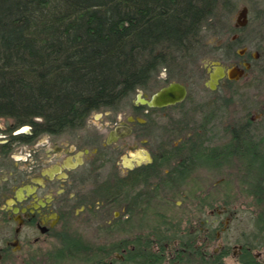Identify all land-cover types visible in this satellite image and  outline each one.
<instances>
[{
    "label": "trees",
    "instance_id": "1",
    "mask_svg": "<svg viewBox=\"0 0 264 264\" xmlns=\"http://www.w3.org/2000/svg\"><path fill=\"white\" fill-rule=\"evenodd\" d=\"M234 8L233 0H0V118L29 127L30 141L78 132L93 114L120 112L126 101L135 111L139 93L172 82L186 85L191 67L203 77L202 61L239 59L238 49L245 48L237 34L242 28L220 19L223 11ZM209 37L219 38L220 45L209 46ZM260 61H253V67ZM260 71L264 74L263 68ZM225 89L226 97L181 117L173 112L185 103L161 110L168 118L162 125L152 117L158 110H150L143 137L149 140L154 163L114 184L108 180L105 195L110 201L117 199L116 188L144 186L127 204L130 215L135 214L133 205L138 211L139 264H163L162 256L152 254L154 248L178 250L171 264H225L231 247L217 255L206 248L223 227L213 229L216 220L210 225L203 221L209 228L206 242L200 243L199 230L183 227L184 216H173L172 211L176 201L200 193L202 215L218 202L220 208H230L234 198L225 176L238 166L241 192L258 210L252 230L240 243L239 262L263 264L254 253L264 250L263 141L246 116L224 128V143H214L215 121L235 105L239 85L228 82ZM201 172L220 177V197L199 187L194 176ZM116 229L115 223L108 235Z\"/></svg>",
    "mask_w": 264,
    "mask_h": 264
},
{
    "label": "flooded vegetation",
    "instance_id": "2",
    "mask_svg": "<svg viewBox=\"0 0 264 264\" xmlns=\"http://www.w3.org/2000/svg\"><path fill=\"white\" fill-rule=\"evenodd\" d=\"M237 39L235 35L233 41ZM256 53L258 58L248 50L243 56L238 54L239 59L227 67H244L249 63L252 69V62L262 59L261 53ZM248 72L238 81L222 80L218 88H225L228 82L239 85ZM133 108L135 111L131 110L126 121L132 128L130 135L145 145L149 153L137 152L126 157V166L122 165L121 170L117 161H123L124 147H113L124 134L125 126L119 121L108 136L91 131L87 123L78 132L30 141L27 137L31 132L26 127L0 121V264H139L140 251L135 247L141 236L138 211L133 205L135 214L130 215L127 204L144 186L126 188L128 191L116 188V200L110 201L105 195L109 181L114 184L127 179L138 169L154 163L149 140L143 137V132L150 110H158L152 115L158 122L156 116L163 109L143 106L139 96L133 101ZM110 165H116L118 170L107 175L106 168ZM154 189L153 186L151 190ZM178 202L181 201L175 205ZM115 223L116 233L109 236L108 230ZM114 244L121 249L110 252L108 247ZM224 248L213 253L220 254ZM237 248L239 262L243 246ZM151 252L162 256L163 264H171L179 251L154 248Z\"/></svg>",
    "mask_w": 264,
    "mask_h": 264
},
{
    "label": "rangeland",
    "instance_id": "3",
    "mask_svg": "<svg viewBox=\"0 0 264 264\" xmlns=\"http://www.w3.org/2000/svg\"><path fill=\"white\" fill-rule=\"evenodd\" d=\"M233 3L235 4L233 11H223V13L220 14V17L222 16L220 19H223L226 22L228 19L230 24L235 26L239 12L243 7H247L249 9L248 24L237 34L245 44L244 46L247 48L248 53H262V59L254 67H252V70L248 72L247 77L239 82L238 96L236 97L235 105L231 106V108L227 109V111L222 112V114L215 121L213 130L214 143H224L228 139L224 133V128L229 123L233 124L232 122L234 121H241L247 116V118L253 120L252 127L254 135L258 140L263 141L264 146V74L260 71L262 68L264 69V0H233ZM207 44L209 46L220 45L219 38L209 37ZM241 49L243 48H239L238 51ZM215 62H220L224 66H229L231 64L230 60L220 61L219 59H211L202 61L200 65L201 69L204 70L203 77H200L201 74L196 67H191L187 70V76H190V81L186 82V86L189 90V100L184 102L185 106L183 109H179V111L175 110L173 112L175 116H178L179 114L178 117H181V113L183 112L188 114L193 113L195 108L205 102L207 103L221 96H227L228 92L224 87H219L216 92H213L206 86V83L209 80L208 70L209 68H213L212 64ZM160 78L166 79V74H162ZM157 90L158 89H155L146 93L147 95L139 93L137 96L146 95L148 98H151ZM129 105L128 101L122 104L121 109L123 110L120 111L122 115H119V117L95 113L88 119V127L91 131L98 130L105 136L110 134L111 129L114 128L117 121L125 126L122 139L113 144L114 148L124 147V155L122 156L123 161L120 159L117 161V165L120 170L123 169L122 165H125L124 161L126 157H130L133 153L137 152L149 153V150L145 145L138 141L134 136L130 135L132 128L131 125L126 122L127 118L131 116V109ZM156 117L160 124H165L167 122V118H165V115L162 113H158ZM0 121L2 123L3 121L13 123L11 120L6 119H2ZM29 132L30 131L28 130V133ZM238 167L230 169V172L228 171L225 176L227 181H230L231 183L234 198L230 208H220L222 204L218 202V204H215V208L213 210H206L202 215L200 210H198L201 206L198 202V196L200 197L201 195L200 193L194 199H185L186 202H183L182 204L181 202H178L172 211L173 216H184L185 223L183 227L192 228V230H199L200 243L206 242L205 234L207 228H209L204 225L203 221H209L210 225L214 220H216V224L213 229L221 225L224 231L221 229L222 231L220 230L221 232H218L220 235L219 238L211 245H207L206 248L210 251H218L226 246L231 247L234 255L227 259L226 264H239L237 257L240 251L237 247L240 246V243L244 241L247 234L252 230V222L258 211L254 207L252 199L247 198V196L241 192V185H239L241 174ZM116 168V165L115 167L114 165L108 166L105 174L108 175L110 172L118 170ZM194 179L200 183L198 184L199 187L205 189L206 192L216 193L220 189L219 186L217 187V184L220 183H217L220 177L218 178L213 176L208 172L198 173L194 176ZM187 191L189 190L187 189ZM218 193H216L217 196H219ZM221 194L223 193L221 192ZM187 221H190L191 224ZM90 238L93 239L92 234L90 235ZM254 253L259 261L264 264V250H258Z\"/></svg>",
    "mask_w": 264,
    "mask_h": 264
},
{
    "label": "water",
    "instance_id": "4",
    "mask_svg": "<svg viewBox=\"0 0 264 264\" xmlns=\"http://www.w3.org/2000/svg\"><path fill=\"white\" fill-rule=\"evenodd\" d=\"M249 9L243 7L239 12L236 19V28H244L248 24ZM247 49L243 48L238 51L240 56L246 53ZM255 58H258V54L254 53ZM213 68H209V80L206 83L207 88L211 91H216L219 83L224 79L231 81H238L242 79L246 73L251 69L249 63L244 64V67L231 66L227 67L220 62L212 64ZM189 97L188 87L180 82H172L167 86L158 90L151 98L148 96L140 95L139 99L143 106H147L151 109H164L174 107L178 104L184 103ZM29 130V127H26Z\"/></svg>",
    "mask_w": 264,
    "mask_h": 264
}]
</instances>
